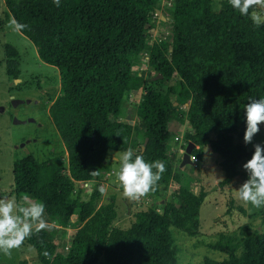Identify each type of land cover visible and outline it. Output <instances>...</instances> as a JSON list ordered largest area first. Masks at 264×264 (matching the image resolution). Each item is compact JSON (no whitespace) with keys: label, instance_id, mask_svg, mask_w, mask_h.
Segmentation results:
<instances>
[{"label":"trees","instance_id":"obj_1","mask_svg":"<svg viewBox=\"0 0 264 264\" xmlns=\"http://www.w3.org/2000/svg\"><path fill=\"white\" fill-rule=\"evenodd\" d=\"M5 2L41 60L60 71L61 90L50 115L67 149L66 159L58 155L39 161L30 154L17 160L15 187L20 191L42 181L35 200L76 225L66 253L57 250L46 228L33 230L24 243L42 264H98L102 258L107 264H178L171 227L195 234L207 193L193 183H181L179 191L171 188L173 179L184 182L177 177L183 154L178 159L174 141L179 137L171 125L189 121L193 133L181 148L195 143L192 155L198 160L205 147L218 154L225 173L222 187L242 174L239 164L252 150L237 140L244 127L240 113L248 97L264 96V24L240 16L228 0L219 9L214 0H173L174 21L161 19L171 29L172 43L153 45L150 65L157 73L142 86L137 108L142 131L121 111L133 65L148 48L156 27L153 16L163 0H60L59 6L53 0ZM159 74L163 77L155 78ZM172 94L189 102L187 111L171 100ZM128 148L146 160L165 162L150 191L165 202L163 213L138 211L131 226L122 228L115 225L114 199L104 200L99 188L88 198L77 189L81 182L101 180L110 169L109 154ZM235 208L264 221V206L251 212L244 205ZM208 246L226 257H205L202 264H264V232L250 224L236 234L221 233Z\"/></svg>","mask_w":264,"mask_h":264},{"label":"rangeland","instance_id":"obj_2","mask_svg":"<svg viewBox=\"0 0 264 264\" xmlns=\"http://www.w3.org/2000/svg\"><path fill=\"white\" fill-rule=\"evenodd\" d=\"M224 0H214V7L221 8ZM173 0H163L159 13H155L153 20L156 27L149 33L148 48L134 63L132 79L129 84L126 99L123 101L121 117L133 121L134 125H143L137 117V108L142 100L143 82L151 74L157 71L150 65L151 51L154 44L161 45L172 43V32L168 25L161 22L162 16L166 17L167 23L174 21ZM256 11L264 13V8L259 5ZM5 0H0V104L5 110L0 112V197L15 199L18 206H26L35 200V191L42 181L29 185L23 190L17 191L15 187V163L27 155H34L39 161L48 160L54 156L63 155L67 158V149L59 130L54 123L50 108L61 90V75L57 67L50 65L39 57L37 47L31 40L15 28ZM11 65L12 72L9 73ZM12 96L25 99L31 98V103H23L18 106L11 104ZM171 100L180 105L182 111H187L188 103L177 95L172 94ZM36 119L35 122L16 123L15 118L26 120ZM171 129L175 132V143H178V159L182 157L185 145L193 133V128L188 120L183 123L173 122ZM237 134V140L243 142L244 127ZM33 138H37L36 141ZM143 142V140H140ZM132 142V140L130 141ZM264 142V128L253 138V143ZM174 144V143H173ZM253 150L252 143L246 144ZM194 150V149H193ZM203 157L196 163L182 166L178 170L179 182L173 179L171 188L177 191L181 186L187 184L199 191L201 188L207 193L204 204L200 211L201 226L195 234L171 227L174 233L176 247L178 249V264H202L205 257L224 259L226 255L212 249L208 243L216 241L221 233L236 234L240 227L250 224L254 229L264 232V221L262 216L249 217L243 215L235 208L244 205L248 212L258 209L250 203L239 200L234 195L235 188L242 183L244 176L241 165L239 169L242 174L229 186L222 187L220 182L225 173L220 167L221 158L213 152L210 147H205ZM122 152L112 151L107 163L109 170L103 173L101 180L81 182L78 193L88 198L89 195L103 186V199L115 200L118 216L116 226L128 228L135 220V214L141 210L156 209L164 212V201L161 196L147 192L136 199L125 197L122 189L116 181L118 171V157ZM186 180V181H185ZM28 199L25 200L24 198ZM233 202L234 208L231 213L228 209ZM44 219L47 222L49 239L57 245V250L62 253L68 251L71 237L76 231V225L69 221L58 210L52 213L45 209ZM35 230V229H34ZM25 241V240H24ZM23 243L19 248L13 249L10 255L0 253V264H42L38 259L36 250L28 243ZM98 264H107L102 258Z\"/></svg>","mask_w":264,"mask_h":264},{"label":"clouds","instance_id":"obj_3","mask_svg":"<svg viewBox=\"0 0 264 264\" xmlns=\"http://www.w3.org/2000/svg\"><path fill=\"white\" fill-rule=\"evenodd\" d=\"M231 8L240 16H247L254 25L264 24V13L256 11L253 6L264 8V0H228ZM59 6L60 0H53ZM250 9H252L250 11ZM15 28L24 25L12 21ZM244 125L243 142L252 143L253 150L249 158L241 165L246 179L235 188L234 195L241 201L254 207L264 206V142L253 143V138L264 128V96H250L244 102L240 113ZM116 181L125 197L136 199L151 190L165 171L162 160H146L143 155H134L128 148L118 157ZM105 191L103 186L98 189ZM25 200L28 198L25 197ZM45 205L41 201L18 206L15 199L0 197V253L10 255L13 249L19 248L33 230L47 227L44 219Z\"/></svg>","mask_w":264,"mask_h":264},{"label":"water","instance_id":"obj_4","mask_svg":"<svg viewBox=\"0 0 264 264\" xmlns=\"http://www.w3.org/2000/svg\"><path fill=\"white\" fill-rule=\"evenodd\" d=\"M160 12V10H158V13ZM163 20H166L165 16H162ZM159 77H163L162 74H159L157 77L155 78H159ZM25 102H31V99H20V98H16L14 96H12V100H11V104L14 105L15 107L18 106L19 104L25 103ZM5 110V106L0 104V112H3ZM16 123H27L28 121H34V118H29L26 120H19L18 118L14 119ZM133 121H131L132 123ZM149 137L146 138L145 140V144L148 142ZM195 148V143L190 142L187 146V148L185 149V152L183 153V158H182V162H181V166H185L188 164H192L193 160H192V152L193 149ZM165 202V200H163Z\"/></svg>","mask_w":264,"mask_h":264},{"label":"built area","instance_id":"obj_5","mask_svg":"<svg viewBox=\"0 0 264 264\" xmlns=\"http://www.w3.org/2000/svg\"><path fill=\"white\" fill-rule=\"evenodd\" d=\"M192 160H193V164L196 163L197 161H199V160L197 159V157H195L194 155H192ZM68 248H69V247H68Z\"/></svg>","mask_w":264,"mask_h":264},{"label":"flooded vegetation","instance_id":"obj_6","mask_svg":"<svg viewBox=\"0 0 264 264\" xmlns=\"http://www.w3.org/2000/svg\"><path fill=\"white\" fill-rule=\"evenodd\" d=\"M12 99V98H11ZM20 99H22V98H20ZM25 99H31V98H29V97H26ZM31 102H32V100H31ZM31 102H29V103H31ZM26 103V102H25ZM28 103V102H27ZM23 104V103H22ZM27 119H29V117L27 118ZM36 120V119H35ZM35 120L33 121V122H35ZM33 140L34 141H36L37 140V138H33Z\"/></svg>","mask_w":264,"mask_h":264},{"label":"crops","instance_id":"obj_7","mask_svg":"<svg viewBox=\"0 0 264 264\" xmlns=\"http://www.w3.org/2000/svg\"><path fill=\"white\" fill-rule=\"evenodd\" d=\"M115 157V156H114Z\"/></svg>","mask_w":264,"mask_h":264}]
</instances>
